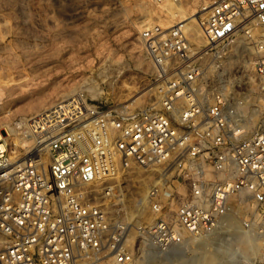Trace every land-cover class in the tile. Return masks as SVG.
Wrapping results in <instances>:
<instances>
[{
	"label": "built area",
	"instance_id": "built-area-1",
	"mask_svg": "<svg viewBox=\"0 0 264 264\" xmlns=\"http://www.w3.org/2000/svg\"><path fill=\"white\" fill-rule=\"evenodd\" d=\"M203 11L200 39L182 19L141 26L152 71L137 100L59 98L15 123L22 152L0 132V264H137L225 216H264V0ZM233 62L250 67L225 75ZM129 169L149 180L141 198Z\"/></svg>",
	"mask_w": 264,
	"mask_h": 264
},
{
	"label": "rangeland",
	"instance_id": "rangeland-1",
	"mask_svg": "<svg viewBox=\"0 0 264 264\" xmlns=\"http://www.w3.org/2000/svg\"><path fill=\"white\" fill-rule=\"evenodd\" d=\"M209 2L0 0V132L5 130L10 146L22 152L20 144L13 145L9 127L59 98L81 92L106 104L135 101L148 87L152 71L138 41L141 26L172 24L180 19L175 8L188 18L199 15ZM242 67L250 66L233 62L225 75H235ZM37 102V108L25 110ZM148 182L139 170L122 173L128 196L141 198ZM244 215L251 218L248 232L235 227L220 237L215 230L201 237L187 234L183 245L139 251L137 264H264V216L253 220L252 213L243 212L233 218L239 221ZM240 239L247 240V248L240 246Z\"/></svg>",
	"mask_w": 264,
	"mask_h": 264
},
{
	"label": "bare ground",
	"instance_id": "bare-ground-1",
	"mask_svg": "<svg viewBox=\"0 0 264 264\" xmlns=\"http://www.w3.org/2000/svg\"><path fill=\"white\" fill-rule=\"evenodd\" d=\"M206 8V3H205V5H203L202 7H201V9L200 10H203V9H205ZM176 9V14H178L179 16H180V19H182V20H186L187 21V28H188V31L191 33V35L193 36V38H195V39H200L201 38V36H200V27H199V20H198V16H197V14L195 13L194 14V16L193 17H189L188 18V15H186V13H184L182 10H180V9H178V8H175ZM204 14V11H202V12H200V16L201 15H203ZM191 21L192 22H195L196 23V25L194 26V24L193 23H191ZM89 88V90L91 91V87H88ZM89 91V92H90ZM92 92V91H91ZM139 96L140 95H138L137 97H135L136 98V100H137V98H139ZM40 102H37V103H35V104H33L32 106L30 105V106H27L26 108H25V110L26 111H28V110H32V109H35V108H37L40 104H39ZM42 109V108H41ZM41 109L40 110H38V111H41ZM37 111V109H36V112H38ZM34 114V113H33ZM2 117V116H1ZM2 123V119H0V124ZM7 123V122H6ZM5 123V124H6ZM8 125H6V127H7ZM8 135H11L12 136V139L14 140V143L15 144H20V145H24L25 144V142H26V140H27V138L21 133V132H19L15 127H9V129H8ZM0 136H1V133H0ZM235 227H238V228H240V226H239V221L238 220H236V219H234L232 216H225L224 218H223V222L216 228V230H215V235L216 236H219L220 237V234L222 233V232H225V231H228L229 232V230H231V229H234ZM246 232H248L247 230H246ZM245 232V233H246ZM212 233V232H211ZM213 233V234H214ZM247 234V233H246ZM240 246H242V247H244V248H247L248 247V242H247V240H244V239H240ZM200 246H202V245H200ZM203 248V247H202ZM217 247H213V253H215L216 251H217V249H216ZM241 248V247H240ZM242 251H244V250H242ZM241 251V252H242ZM240 252V253H241ZM243 253H246L245 251L243 252ZM243 253H241V254H243ZM214 255V254H213ZM240 255V254H239ZM245 255V254H244ZM242 257H244V256H242ZM203 258H204V256H203ZM205 258H206V256H205ZM204 258V259H205ZM210 258V257H209ZM250 258H252V257H248V256H246V257H244V259H250ZM206 259H208V258H206ZM211 259H213V258H211ZM210 259V260H211ZM209 260V261H210ZM208 261V260H207Z\"/></svg>",
	"mask_w": 264,
	"mask_h": 264
}]
</instances>
